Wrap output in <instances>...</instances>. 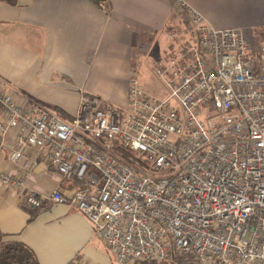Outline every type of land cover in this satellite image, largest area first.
<instances>
[{"label": "built area", "instance_id": "1", "mask_svg": "<svg viewBox=\"0 0 264 264\" xmlns=\"http://www.w3.org/2000/svg\"><path fill=\"white\" fill-rule=\"evenodd\" d=\"M171 1L191 40L154 62L165 96L132 82L126 107L84 96L66 121L0 88V150L22 170L0 184L24 191L39 151L78 182L49 199L82 213L117 264H264V40Z\"/></svg>", "mask_w": 264, "mask_h": 264}, {"label": "crops", "instance_id": "2", "mask_svg": "<svg viewBox=\"0 0 264 264\" xmlns=\"http://www.w3.org/2000/svg\"><path fill=\"white\" fill-rule=\"evenodd\" d=\"M186 1L215 29L242 30L252 43L264 40V0ZM186 23L171 0H0V88L59 110L66 121L84 96L126 107L137 73L190 42ZM30 155L36 164L24 191L0 184L4 241L27 246L39 264H112L90 221L49 199L56 190L76 189L78 182L51 168L45 154ZM1 173L22 170L0 150ZM29 194L43 198L44 205H28Z\"/></svg>", "mask_w": 264, "mask_h": 264}, {"label": "trees", "instance_id": "3", "mask_svg": "<svg viewBox=\"0 0 264 264\" xmlns=\"http://www.w3.org/2000/svg\"><path fill=\"white\" fill-rule=\"evenodd\" d=\"M9 4H15L16 0H2ZM34 102V101H33ZM37 103V102H36ZM59 116L65 117L64 113L55 110ZM199 264L193 258L176 257L174 254L170 259L163 262H142L140 264ZM0 264H39L35 254L27 246L20 243H8L4 241V235L0 232Z\"/></svg>", "mask_w": 264, "mask_h": 264}, {"label": "rangeland", "instance_id": "4", "mask_svg": "<svg viewBox=\"0 0 264 264\" xmlns=\"http://www.w3.org/2000/svg\"><path fill=\"white\" fill-rule=\"evenodd\" d=\"M186 22H187V19H186ZM135 81L138 82V85L143 87L150 94H157L158 96H165L167 93L164 84L155 75L151 65L148 68L145 67L141 73H137V77ZM176 257L183 258V256H180L178 254L176 255ZM112 264H117V263L114 260H112Z\"/></svg>", "mask_w": 264, "mask_h": 264}]
</instances>
